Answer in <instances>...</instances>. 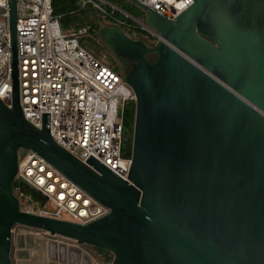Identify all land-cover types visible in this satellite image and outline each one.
I'll return each instance as SVG.
<instances>
[{
  "label": "water",
  "instance_id": "95a60500",
  "mask_svg": "<svg viewBox=\"0 0 264 264\" xmlns=\"http://www.w3.org/2000/svg\"><path fill=\"white\" fill-rule=\"evenodd\" d=\"M17 1L8 0L10 106L0 99V264H11L14 225L108 251L109 264H264V0H192L174 19L126 0L158 33L153 46L100 29L117 58L136 61L124 75L135 102L127 179L56 143L47 114L40 128L24 118ZM20 149L109 214L79 224L21 210Z\"/></svg>",
  "mask_w": 264,
  "mask_h": 264
},
{
  "label": "built area",
  "instance_id": "2783aa9c",
  "mask_svg": "<svg viewBox=\"0 0 264 264\" xmlns=\"http://www.w3.org/2000/svg\"><path fill=\"white\" fill-rule=\"evenodd\" d=\"M93 1L78 0V5L84 8ZM139 1L168 19L176 18L192 3V0ZM8 17V0H0V99L10 106ZM141 25L148 27L145 23ZM16 29L19 101L24 118L40 128L42 115L47 114L49 133L56 143L91 168L87 161L94 158L127 179L131 155H124L122 150L123 109L128 101L134 100V94L108 53L88 50L81 44V39L90 35L87 26L64 31L59 16L53 15L51 0H18ZM14 180L17 185L13 193L23 211L79 224L109 214L108 207L31 150H19ZM24 185L34 190L38 198L25 192ZM28 239L49 244L45 254L52 257L53 264H64L56 254L59 247L78 249L90 257L85 244L14 225L11 264H40L39 254L43 251L34 252L33 245L26 242Z\"/></svg>",
  "mask_w": 264,
  "mask_h": 264
},
{
  "label": "rangeland",
  "instance_id": "374dc122",
  "mask_svg": "<svg viewBox=\"0 0 264 264\" xmlns=\"http://www.w3.org/2000/svg\"><path fill=\"white\" fill-rule=\"evenodd\" d=\"M121 6H122L121 4L120 5L114 4V0H94L93 3H88L84 8H82L86 10L85 12L87 13L85 15L84 20H82V22L79 23L77 21H74L70 27L63 28V30L66 32H70V31H74V29L77 30L83 26L89 27L91 26V23H94L93 26L94 25L95 26L92 28V32L90 31V35L88 37L81 39V44L84 47H87L88 50L89 49L94 50V51L99 50V49L105 50L106 53H108L110 61L112 62L115 69L124 76L127 70H124L122 68V65L119 62L118 58L113 54V52H111L107 44L101 39L99 35V31L102 27L116 25V22L114 19H112V17L117 16L118 9ZM130 14L131 16H133L132 18H134V20L142 19V11H140L138 7H135V12H131ZM125 31L129 33L130 35L138 36V34H135V30L125 29ZM143 39L150 44H153L156 41L155 39H149L145 37H143ZM133 124H134V121H133ZM133 124L131 125L132 129L131 128L129 129V127H126V130H125L126 136L127 134H129V132L131 133L133 131ZM14 193H15V189H14ZM26 242L33 245L34 252L38 253L40 252V250L43 251L42 254H39L41 256L40 257L41 259L38 263L50 264L49 262L52 260V257H49L50 256L49 254H47V256L45 254L46 252L45 249L49 247V244L44 243V241L40 243L41 241H37L35 239H32V240L28 239L26 240ZM35 244H37L36 247H35ZM85 248H86V251L89 253L88 255H90V257H92V260H93V262L90 264H109L111 262V259L108 261L104 259V257H102V255L98 251H96V249H94L93 246L86 245ZM86 264H89V263H86Z\"/></svg>",
  "mask_w": 264,
  "mask_h": 264
},
{
  "label": "trees",
  "instance_id": "16d2710c",
  "mask_svg": "<svg viewBox=\"0 0 264 264\" xmlns=\"http://www.w3.org/2000/svg\"><path fill=\"white\" fill-rule=\"evenodd\" d=\"M121 1L130 4L126 0H114V4L120 5ZM51 4L53 9V15L59 16L60 27L62 29L66 27H70L74 21H77L79 23L82 22V20H84L85 18V15L87 14L85 12L86 10L80 8V6L78 5V0H51ZM93 24L94 23H91V26L88 27L89 31L91 32H92V28L95 26V25L93 26ZM134 114H135V102L134 100H130L124 105V109H123L124 141L122 145L123 146L122 150H123V154L126 156L131 155V146H133L132 145L133 132L131 133L129 132V134H127L126 136L125 130L126 127L132 129L131 125L133 124L134 121L133 119ZM16 185H17V181L13 180V189L16 187ZM22 189L25 192L30 193L35 199L38 198L37 193L34 190L30 189L29 187L24 185L22 186ZM111 258H112L111 254H108L107 256L104 257V259H106L107 261L110 260Z\"/></svg>",
  "mask_w": 264,
  "mask_h": 264
},
{
  "label": "flooded vegetation",
  "instance_id": "af4514ba",
  "mask_svg": "<svg viewBox=\"0 0 264 264\" xmlns=\"http://www.w3.org/2000/svg\"><path fill=\"white\" fill-rule=\"evenodd\" d=\"M130 3V2H129ZM120 4L122 5L119 9H118V15L116 17H112V19L115 20L116 25H114L115 27L119 28L122 32H124V34H126L128 37H130L132 40H141L143 41L146 45L148 46H153L157 39H158V33L154 30H152L149 27L146 26H142L141 24H144V16L142 13V19L141 20H134V18H132L133 16H131V12H135V5L133 4H127L124 1H121ZM128 11V12H127ZM125 29H131V30H135V34H138V36H133L130 35L129 33H127L125 31ZM143 37L145 38H149V39H155V43L150 44L148 42H146ZM156 55L155 54H150L148 55L147 59L148 61H153L155 59ZM119 62L122 65V68L124 70H128L130 69L134 63L136 62L133 59H127L124 57H118ZM94 249H96L94 247ZM96 251H98L102 257L107 256L108 254H110V252L108 251H101L96 249Z\"/></svg>",
  "mask_w": 264,
  "mask_h": 264
},
{
  "label": "bare ground",
  "instance_id": "6f19581e",
  "mask_svg": "<svg viewBox=\"0 0 264 264\" xmlns=\"http://www.w3.org/2000/svg\"><path fill=\"white\" fill-rule=\"evenodd\" d=\"M53 252L56 253V250H54V248H53ZM56 254L59 257V262L61 263L60 260H63L64 264H86V263L90 264L93 262L92 257H88V256L84 255L78 249H69V248H65V247H59L57 249ZM49 257H51V256H49ZM53 261L54 260H52L51 263H53ZM54 264H56V263H54Z\"/></svg>",
  "mask_w": 264,
  "mask_h": 264
}]
</instances>
